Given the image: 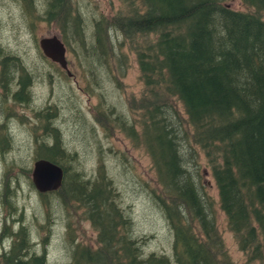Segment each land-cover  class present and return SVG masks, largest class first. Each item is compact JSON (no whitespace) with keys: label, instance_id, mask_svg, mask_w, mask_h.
<instances>
[{"label":"trees","instance_id":"1","mask_svg":"<svg viewBox=\"0 0 264 264\" xmlns=\"http://www.w3.org/2000/svg\"><path fill=\"white\" fill-rule=\"evenodd\" d=\"M121 1L110 18L102 14L89 23L72 0H47L44 19L58 26L73 57L93 73L94 66L104 67L101 77L86 80L99 91L100 83L117 82L113 74H125L135 54L144 85L132 109L138 117L117 113L115 123L108 119L113 127L98 121L106 135L118 129L149 156L156 174L149 195L173 238L170 254H146L105 165L90 178L80 165L69 169L53 128L41 159L63 169L54 192L69 187L66 201L86 209L98 231L97 249L82 246L75 264H233L216 225L215 200L200 182L199 154L239 250L264 264V0H239L246 10L226 4L232 0ZM1 63L16 65L17 59ZM20 84L19 99L29 77ZM13 256L5 263L45 264V255L17 263Z\"/></svg>","mask_w":264,"mask_h":264},{"label":"rangeland","instance_id":"2","mask_svg":"<svg viewBox=\"0 0 264 264\" xmlns=\"http://www.w3.org/2000/svg\"><path fill=\"white\" fill-rule=\"evenodd\" d=\"M72 1L89 23L102 14L110 18L123 4L121 0ZM226 4L247 9L239 0ZM46 6L47 0H0V63L5 57L17 59L16 65L5 67L6 74L12 76L13 93L19 89L21 75H27L30 81V95H24L22 101L15 100L11 93L4 97L0 87V264H6L11 254L16 256V263L45 255V264H75L73 254L78 249L84 246L94 251L99 246L98 231L87 210L66 201L72 193L69 187L59 193L41 194L32 184L33 163L46 155L42 146L52 144L53 128L58 131L66 156L63 163L69 169L80 165L90 178L100 162L105 165L114 181L117 202L133 222L134 235L146 241L144 252L170 254L171 231L149 195L156 176L149 156L118 129L106 135L98 121L112 125L117 113H125L129 119L138 117L132 109L144 85L135 54L130 53L125 74H113L117 75V82H102L99 91L86 80L92 83L91 75L101 77L106 73L104 67L94 66L93 73L80 57H73L66 44L67 69L43 54L41 38L62 37L58 26L44 19ZM112 33L115 39L120 37ZM88 59L92 62V54ZM17 67L20 68L15 71ZM5 69L0 67V77ZM178 108L182 112L181 105ZM198 158L200 182L215 200L216 225L233 264H262L248 260L239 250L219 207L210 167L203 155Z\"/></svg>","mask_w":264,"mask_h":264},{"label":"water","instance_id":"3","mask_svg":"<svg viewBox=\"0 0 264 264\" xmlns=\"http://www.w3.org/2000/svg\"><path fill=\"white\" fill-rule=\"evenodd\" d=\"M39 46L44 55L67 69L66 46L59 36L43 37L39 40ZM63 176V169L47 159L36 160L31 169V181L41 193L56 191L62 185Z\"/></svg>","mask_w":264,"mask_h":264},{"label":"flooded vegetation","instance_id":"4","mask_svg":"<svg viewBox=\"0 0 264 264\" xmlns=\"http://www.w3.org/2000/svg\"><path fill=\"white\" fill-rule=\"evenodd\" d=\"M7 58V57H5ZM3 59V58H2ZM0 67L2 69H5L6 67V64H3V63H0ZM11 82H12V76L11 75H7L6 74V69H5V72H2L1 74V77H0V87L1 89L3 90V96L4 97H8V95L10 96V93H11V97H14L15 100H20L22 101L23 98H15L14 96V93H16L18 90H20L21 88V84H20V79L18 81V85H19V89L17 91H15L14 93L12 92V88L10 89V86H11ZM29 85H27L25 87V90L24 91H29ZM13 95V96H12ZM27 95V94H26ZM28 96V95H27ZM10 97V98H11ZM4 254V253H3Z\"/></svg>","mask_w":264,"mask_h":264},{"label":"bare ground","instance_id":"5","mask_svg":"<svg viewBox=\"0 0 264 264\" xmlns=\"http://www.w3.org/2000/svg\"><path fill=\"white\" fill-rule=\"evenodd\" d=\"M41 50H42V48H41ZM5 56V55H4ZM60 68H62V67H60ZM63 69V68H62ZM21 77H22V75H21ZM29 90V89H28ZM16 103V102H15ZM35 103V102H34ZM13 108V107H12ZM5 110V109H4ZM7 111V110H6ZM4 126V125H3ZM13 221V220H12ZM23 225V224H22ZM10 230V229H9Z\"/></svg>","mask_w":264,"mask_h":264}]
</instances>
